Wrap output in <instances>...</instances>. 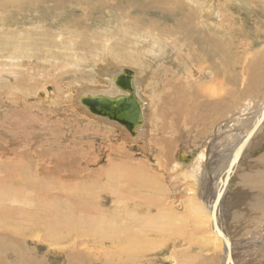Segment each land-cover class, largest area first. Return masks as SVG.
Here are the masks:
<instances>
[{"label": "rangeland", "instance_id": "rangeland-1", "mask_svg": "<svg viewBox=\"0 0 264 264\" xmlns=\"http://www.w3.org/2000/svg\"><path fill=\"white\" fill-rule=\"evenodd\" d=\"M62 1L63 5H54L51 0H46L36 14L33 11L17 14L10 29L3 26L2 16L6 11H0V31L3 32L0 33V147L8 150L4 155L0 148L1 180L7 175L3 165L10 166L16 158L26 166L17 177L31 178L39 184L41 193L47 195L44 200H35L44 202L46 206L39 212L43 227L39 235L36 233L37 237L35 234L32 236L19 216L21 208L30 211V206L22 205L16 197L10 196V202L0 199V213L4 215L0 224L3 229L13 232L7 237L0 230V263L67 264L70 249L62 248L66 244L54 245V242L61 240L60 237L67 232L60 227L64 220L67 223L65 216H83L82 209L69 207L68 197H71L74 203L83 204L93 212L83 216L91 225L102 222L99 217L103 218L104 214L99 215L98 210L109 215L103 218L104 223L98 227L99 230L107 231L118 224L127 225L129 233L125 235H129L131 241L125 242V249L114 250L107 243L103 246L107 254L104 259L110 264H221V249L217 251L220 259L208 261L213 253L207 248L214 245L208 240H211L213 227L209 228L210 222L206 218L204 225L197 224L198 216L205 212L203 200L195 198L188 204L189 210L183 209L182 204L188 195L183 188L175 190L177 184L169 180V172L183 150L203 156L205 163L200 169L205 168V171L201 170L202 175L203 172L216 175L223 171L230 160V150L242 142L255 122L259 106L253 107L257 111L255 114H246L244 120H235L231 126L228 123L245 110L242 94H245L249 75L243 77L241 72L248 61L259 58V52L254 49L256 45H253L260 42L264 45V0H211L214 16L207 23L212 27L221 22L228 23L231 30L224 35V46L209 45L217 50L212 52L215 57L200 64L205 50L193 42L183 43L178 51L172 37H168L166 42L162 39L153 43V32L138 36L120 34L121 28L132 32L130 28L121 26V16L114 20L120 12L125 16L132 15V5L120 7L124 0H102L99 4L103 9H94L91 0ZM191 2L194 4L196 0H189ZM85 13L89 14L86 16ZM136 15L142 19L141 14ZM16 29L25 30V33H17ZM69 29L73 31L67 32ZM18 34L20 37L11 42ZM188 34L195 35L191 31ZM124 35L127 38L121 43L125 45L119 48L118 38ZM179 44H182L181 39ZM171 47L175 52L167 51ZM122 52L128 55V63L117 60L116 56ZM183 58L187 62L180 68ZM108 62L134 70L145 78L142 93L146 88V93L150 94L147 96L150 125L156 128L155 134L151 135L153 137L145 136L142 147L125 139L113 126L80 114L72 104L71 88L77 85L70 76L74 73L86 75L93 70L98 78L97 69ZM222 65L229 69L228 85L223 83L222 74H218L219 79L222 78V89L216 92L219 93L217 97L209 94L205 86L210 82L216 84L215 74ZM44 86L46 91L55 89V96L49 102L38 100L45 96ZM182 89L195 92V96L185 102L189 110H196V119L189 124L186 122V116L195 114L189 111L191 113L185 116L171 113L169 120L163 121L161 112H175L169 108L170 105L165 108L164 101L177 99ZM40 90L41 93L37 94ZM258 94L262 97L264 90L253 95ZM185 113L182 110L181 114ZM263 124L264 121L262 128L260 126L247 143L246 148L250 149L246 154L243 152L237 163V171L230 181L232 187L224 195L220 208L222 214L218 216L223 230L235 246L237 264H264V242L261 241L264 234ZM179 137L186 146L182 145ZM152 147L156 149L154 159L150 156ZM29 155L31 159H27ZM43 157L49 160V174L44 173L46 169L40 161L45 159ZM158 159L161 168H157L154 162ZM35 166L42 167L37 172L38 176L33 174ZM209 168L216 170L210 173ZM131 171L137 174L134 180L131 179ZM140 174H145V179L150 178V187ZM215 180L210 182V187L208 182L205 193L213 189ZM5 196L2 194L3 198ZM176 196H180L179 200L182 197L180 204ZM214 197L212 191L205 204L210 207ZM134 198L136 204L131 201ZM8 206L10 211L6 213ZM193 211L198 214L194 215ZM24 230L29 233L21 235ZM42 235L45 239L39 241ZM199 236L203 237L204 244L197 241ZM260 241L263 246L256 247ZM250 243L255 247L252 248ZM86 245L85 241L77 248L89 250ZM91 248L89 251L95 253Z\"/></svg>", "mask_w": 264, "mask_h": 264}, {"label": "bare ground", "instance_id": "bare-ground-1", "mask_svg": "<svg viewBox=\"0 0 264 264\" xmlns=\"http://www.w3.org/2000/svg\"><path fill=\"white\" fill-rule=\"evenodd\" d=\"M45 1L46 0H0V11H6L5 16L4 15L2 16L3 26H7L8 29H10L12 26H14L13 25L15 23L14 17L17 14L25 15L27 12H30V11H33V13L36 14L38 9L40 8V6L44 5ZM51 1L54 3V5H63L62 0H51ZM101 1L102 0H99V1L98 0H91L90 2L93 3L94 9H103V7L99 4ZM191 3H189V0H124L123 2L122 1L120 2V7L123 8L126 5H132L133 6L132 15L131 16H125L122 12H120V13L116 14V19H114V18L113 19L117 20L121 16L123 18L122 21L120 22L121 26H123L125 28H130L132 30V32H129V31L126 32L124 30V28H121L120 34L129 33V34H135L138 36L140 33L146 34L148 32H153V39L151 40L153 43H157L158 40H162V39L165 41V40H168V37H170V38L172 37L175 41V43L173 45L175 46V48L178 47L177 50L182 45L184 46L183 43L186 44V43L193 42L198 47L205 50L206 56L205 55L202 56L203 59L201 61L199 60L200 61L199 64H200L201 62L211 61L215 57V55L214 56L212 55V52H217V50L211 49V47H209V45L219 47V44H221L222 46H224V44L226 43L224 35L227 34L231 30V27L229 26L228 23L225 24V23L221 22V24H218V25L216 24V26H214V27H212V25L207 23L210 20V17L214 16L213 10H212V1L211 0H196V3H194V4L193 3L191 4ZM136 13L141 14L142 19H140V17H138V15H136ZM87 14H89V13H87ZM87 14H86V16H87ZM0 16H1V12H0ZM67 18H68V16H67ZM125 18L127 19L126 22L123 21ZM143 20H146V23H144ZM58 22L59 21H57V23ZM73 22L75 23V21H73ZM69 23L70 22H68V24ZM56 24H54V25H56ZM100 24H101V22H100ZM60 25H61V23H60ZM78 25H79V23H78ZM36 26H37V24H36ZM57 26H59V25H57ZM37 28H38V26H37ZM198 29H202V30L197 31ZM70 31H73V30L69 29L67 32H70ZM188 31H191V33H195V35H192V34L189 35L188 34V36H187ZM16 32L21 34V33H25V30L18 31L16 29ZM79 32H81V31H79ZM0 33H3V32L0 31ZM51 33H52V31H51ZM27 34H28V32H27ZM36 34H37V32L35 33V35ZM164 35L167 37H164ZM176 35H178V36H176ZM30 36L32 37V35H30ZM19 37H20V35L18 34L15 36L14 39H12L10 41L14 42ZM126 38L127 37L125 35L123 36V38H118V44L117 45H121V46H118L119 48H122L125 45V44H122L121 42H123V40ZM26 39H27V37H26ZM180 39H181L182 44H179ZM0 41H2V40L0 39ZM119 43H121V44H119ZM152 45H154V44H152ZM173 45H171V46L173 47ZM164 47H166V46L164 45ZM164 47H163V49H164ZM171 48L167 49V51L169 53L175 52V49H173V48L171 49ZM193 50L194 49H192V51ZM189 51H191V50H189ZM169 53H168V55L170 56V58H172ZM258 54H259V60L264 59L263 53L259 52ZM116 58L121 63H128L129 62L128 55L123 53V52H122V54L120 53V56H116ZM186 62L183 58L182 59V65L180 66V68ZM256 63L257 62H254L251 60L248 61V64L244 66V69L241 72L243 77H247L249 75V77L247 78V87H246L245 92H247L248 88L251 86V83L254 80V76L252 75V72L256 74V72H255L256 68L254 67V65ZM126 70L130 72L129 80H130L131 90L130 89L124 90V87H122L120 84H118V81H119L118 77L123 75L124 71H126ZM198 71H199V69H198ZM228 72H229L228 67L226 65H222L221 70H218V73L215 74L216 84L210 82L205 86L206 90L208 91L209 94H213V95H216L217 97H219V93H216V92L219 91V89H222L220 86L222 78L219 79L218 74H222L223 83L228 85ZM96 73L98 75V78H96L93 70L86 75H80V74L74 73L70 76V79L73 80V82H75L77 85V86L71 88V93L73 95L72 104H73L74 108L80 114L87 116L89 118H92L99 123L108 124V125L113 126L117 130V132L120 133L125 139H127L131 142H134L136 145H138L140 147L144 146L145 143H144L143 139L145 138V136H151L152 134H155L154 130L156 128L155 125H153L154 127H152L150 125V112H149V106H148V101H147L148 100L147 96L150 94L146 93V88L143 89L144 93H142V86L145 83V78L140 77L138 75V73L134 70H131L128 68H123L120 66H116L110 62L106 63L105 66L98 68ZM145 74H147V73H145ZM0 75H1V72H0ZM125 79H127V78H125ZM85 80H87V81H85ZM106 88H107V90H103ZM40 93H41V90L37 92V94H40ZM129 93L134 98L135 104H136L135 105L136 113H135L134 119L132 121H128L125 117L120 116V114H117L114 110L97 109V108H95V105L93 104V101H92V99L95 97H98V98H104V97L115 98L116 96H119V95H124L125 97H127V94H129ZM43 95H45V96L42 99L40 98L38 100H42L45 102L51 101L55 96L54 87H53L52 91H50V90L46 91V86H44ZM194 96H195V92L193 93L192 89L188 90V91H184L183 89L180 90L179 96L177 99L164 101L165 108H167V106L170 105L169 108L174 109L175 112H170L168 114L167 112L163 111L164 113L163 112L160 113V118L163 121H168L169 117L171 116L170 115L171 113H173L174 116H179V115L185 116V115L191 113V112L189 113V111H192L195 114L194 115L190 114L188 117L186 116V118H185L186 122H188V124H189L190 122L193 121V119H196L198 114H197V112H195L196 111L195 109L189 110L187 107L188 105L185 101H188L189 98H192ZM171 101H174V102L169 103ZM182 110H184L186 113L181 114ZM261 111L262 112L264 111V107L257 114V118L255 119V122L253 123L251 128L255 124L258 123L259 117L262 114ZM243 117H244V114L239 115V118L242 119ZM234 119L235 118H233V120ZM148 124H149V127H148ZM261 128H262V126H261ZM158 130L161 131V129H158ZM260 133H262V132H260ZM169 136H172V135H169ZM244 138H245V136L243 137V139ZM178 139H180L182 145L186 146L185 142L182 141V138L179 137ZM243 139L241 141H243ZM147 140H148V137H147L146 141ZM239 146H240V143L236 146L235 149L230 150V156L231 157L229 158L230 160L228 162V166L226 165L224 167L223 171L222 170L218 171L216 173V175H213L214 173L211 175V174H208L207 172L206 173L203 172L204 175H202L201 174L202 169H200L201 164L198 163V160H203V156L202 155L196 156V155H194V154H192L186 150H183V153L180 152L179 156L177 157L178 160L179 159L185 160L184 164L174 165L172 167L171 171L169 172V180L174 181V183L176 181L177 187L175 188V190L178 191L179 188H181V189L183 188V191L186 193V195H188L185 197L186 199H184V200H186V202L184 204H182V206L184 205L183 209L189 210L190 208L188 207V204H191L192 200H196L195 198H197V199L201 198V200H203V208H204L205 212L200 213L202 216V219H201V216H198L197 224L198 225H204V218H206L208 220V222H210L209 228H211L213 215H214V221H215L216 227L219 229L222 236L227 240V241L225 240L226 243H223L222 238H221V234H219V232H217L216 229H213V231L211 230V235H210L211 240L209 238H208V240H209V243H210V241H212L214 243V245H211V247H207L208 249L213 250V253H211L212 256L208 260L210 262H211V260H216L217 257H219V259H220V255L217 254V251L219 249H221V250H219L222 252L221 264H237L235 259H234V248H235V246H233V243L230 241L228 234H226V232L223 230V228L219 222L218 216H219V213H221L220 208H221L223 201H224V197H225L224 195L226 192H229L231 187H232L231 186L232 183H230V181L232 180L233 176L235 175V173L237 171V168H238L237 163L240 160L243 152L246 149V147H245L244 150L239 153L238 159L233 163L232 160H233L234 155H235L236 151L238 150ZM1 149L3 150L2 152L4 155L8 154L7 153L8 150H6L5 148H1ZM152 150H151L150 156L154 159V156L156 155V151H155L156 149L152 147ZM161 151H162V149H161ZM46 154L50 155L49 153H46ZM43 158H45V157H43ZM27 159H31V156L30 155L27 156ZM40 161L42 162L41 164L46 169L44 171V173L49 174L50 169H51L50 167L47 166V164L49 163V160L47 158H45V159H40ZM154 162L157 165V168H161L160 166H158L159 161L155 160ZM29 166H30V164H29ZM25 167H26L25 164H23L22 161L16 160V158H13L12 162L10 163V166L3 165V168L6 170L5 174H7V175L2 176L3 180H1V176H0V199H2V201L7 200V202H10V198H9L10 196H11V198L16 197V198L20 199L22 205H29L30 206V208H31L30 211L29 210L28 211L23 210L21 208L19 210V216L22 219V222L25 223V225H27L29 227V229L31 230L32 236L35 234V237H37L36 233H38V235H39V233H41L40 229H42V227H43V225H42L43 221L40 220V218H39V212L43 208L46 207L44 202L42 203L39 201L46 199L47 195L44 193H41V190H39V186H38L39 184L37 182L32 181L31 178L20 179L17 177V175H19L18 172L24 171ZM41 168H42L41 166H35L33 169V174H35V176H38L37 172ZM211 170H216V169L212 168ZM211 170L209 168V172ZM204 171H205V168H204ZM146 173H147V171L145 172V174ZM162 173L164 174V170ZM145 174H140V175L142 176L143 180L146 181L145 182L146 184L149 183V187H150V178L148 177V179H145L144 178L146 176ZM131 176H132L131 179L134 180L135 177H137L136 172L134 173V171H131ZM163 179H164V177H163ZM214 179H216L214 181L215 186L213 187L212 190L210 188V191H207L205 193V191H206L205 189H207V187H208V182H209V187H210V185H211L210 182ZM202 182H205V184L201 186ZM205 186H206V188H205ZM29 190H32V191H30L29 194H27L26 191H29ZM212 191H213V194H215L216 198L214 197L215 202L213 200L212 203H210V207H209L208 204H205V203L208 200L207 199L208 194L212 193ZM2 194H5L6 196L3 198ZM32 197H34V198L32 199ZM179 197L180 196H178V197L176 196V198H178L177 202L180 204L183 200H181L182 197L179 200ZM49 198L51 199L50 196H49ZM68 198L67 199L69 202V207L71 209H82L83 216L85 213H88V214L90 212L93 213L89 208H87V207L85 208L83 206V204L74 203L73 199L71 197H68ZM36 199L39 201H35ZM167 199H169V198H167ZM131 201H132V203H135V204L137 203L135 198ZM4 205H7V204H4ZM57 206H58V204H57ZM9 208H10L9 206L7 208H5L7 210L6 213H9V211H10ZM59 208H61L60 204H59ZM98 211H99L98 212L99 215L104 214V216H103L104 219H105V217L109 216L103 210H98ZM193 214L197 215L198 213L193 211ZM3 216L4 215L2 213H0V221H4ZM83 216H81V217H73V216L67 217V216H65V219L67 220V223H69V224L65 223V220H64V223H62V225H60L58 223L60 225V227L63 228L64 231L66 230L67 232H65L64 237H60L61 240L63 239V241H61L60 239H57L54 242V245L66 244L62 248L70 249V254L68 255L67 264H107L108 260L104 259V258H107V254L104 253L105 248L103 247L106 243L108 244V246L111 247V249L121 251V249H125V246H124L125 242L131 241L129 239L130 238L129 235H125V233L126 234L129 233L127 230L128 227L126 224L125 225H119L118 224L114 228H113V226H111L109 229H107V231L106 230L103 231L104 229H102V230L98 229V227H102V224L104 223V219L101 216L99 218L102 222L99 225H91L89 223L88 219L84 218ZM8 221H10V220H8ZM92 222H95V220H92ZM0 230H3L6 233L7 237H10L11 235H13V232L11 230H9L7 228L3 229L2 224H0ZM28 233L29 232L27 230H24L23 232H21V235H26ZM261 236H262L261 241L264 242V234H262ZM38 239H39V241H43L45 239V236L42 235V237L38 238ZM85 241L87 242L86 247L89 246L91 250H92L91 247H93L95 253H92L93 251L90 252L89 251L90 249L89 250H86V249L82 250V249L77 248L78 245H80L81 243H83ZM197 241L201 242V244H204V239L202 236H199ZM261 241L258 244H256V247L257 246L258 247L263 246V245H261L262 244ZM250 244H251L252 248L255 247L254 243H250ZM238 245H240V244H238ZM227 258L229 260H227ZM108 263L110 264V262H108Z\"/></svg>", "mask_w": 264, "mask_h": 264}, {"label": "water", "instance_id": "water-1", "mask_svg": "<svg viewBox=\"0 0 264 264\" xmlns=\"http://www.w3.org/2000/svg\"><path fill=\"white\" fill-rule=\"evenodd\" d=\"M129 76H130V72L126 70V71H124L123 75L118 77V79H119L118 84H120L122 87H124V90L125 89L131 90ZM125 78H127V79H125ZM92 101H93V104L95 105V108H97V109L114 110L117 114H120V116L125 117L128 121H132L134 119V116L136 113V108H135L136 104H135L134 98L131 96L130 93L127 95V97H125L124 95H119V96H116L115 98H108V97L98 98V97H95L92 99ZM263 121H264V111L260 115L258 123L255 124L249 130L246 137L240 143V146H239L238 150L236 151L234 158L232 160L233 163L238 159L239 153L244 150L247 143L250 141L252 136L259 129V127L261 126ZM180 162H182V160H180ZM212 227H213V229H216L217 232H219V234H221L219 229L216 227V224L214 221V215H213V220H212ZM221 238H222L223 243H226L225 242L226 239L222 236V234H221ZM227 260H229V259L227 258Z\"/></svg>", "mask_w": 264, "mask_h": 264}, {"label": "crops", "instance_id": "crops-1", "mask_svg": "<svg viewBox=\"0 0 264 264\" xmlns=\"http://www.w3.org/2000/svg\"><path fill=\"white\" fill-rule=\"evenodd\" d=\"M262 42H260V43H258V44H254L253 45V47L256 45V47L254 48L255 50H257L258 52H264V45H260ZM254 50V51H255ZM264 54V53H263ZM258 56H259V54H258ZM254 62H257L255 65H254V67L256 68V74L254 75V80H253V82L251 83V86L248 88V90H247V92H245V94H242V96H243V100H244V111H242L240 114H238V116L234 119V120H232V121H230V122H228L229 124H230V126L231 125H233V123H234V121L236 120V121H239V120H244L245 119V117H243L242 119L241 118H239V115H241V114H244V115H246V114H255L257 111H255V110H253V107H258L259 106V111H258V113L260 112V110H262V108L264 107V95L261 97V95L260 94H258V95H253L254 93H258L259 91H261V90H264V59H262V60H259V58L256 60V61H254ZM148 101V100H147ZM247 104H248V109H247ZM246 112H248V113H246ZM262 112V111H261ZM257 113V114H258ZM248 116V115H247ZM256 118H257V116H256ZM256 118H254V119H256ZM227 123V124H228ZM251 129V128H250ZM249 132V131H248ZM148 137H153V136H148ZM253 137H254V135H253ZM249 145V144H248ZM248 149H250V148H246V150H245V154H246V152L248 151ZM162 153V152H161ZM161 153H160V155H161ZM159 155V156H160ZM176 160H177V162H174L173 163V165H172V167L174 166V165H181V164H184V162H185V160H182V162H180V160H178V158L176 157ZM158 161H159V159H158ZM184 161V162H183ZM198 163L199 164H201V166L205 163V160H204V158H203V160H198ZM227 166H228V163H227ZM201 169H204V168H201ZM165 175V174H164ZM205 184V182H202L201 183V186L202 185H204ZM213 186V185H212ZM214 186H215V184H214ZM213 186V187H214ZM212 187V188H213Z\"/></svg>", "mask_w": 264, "mask_h": 264}]
</instances>
